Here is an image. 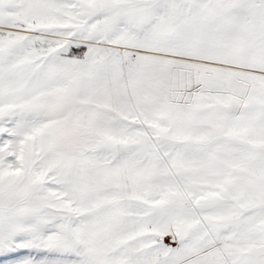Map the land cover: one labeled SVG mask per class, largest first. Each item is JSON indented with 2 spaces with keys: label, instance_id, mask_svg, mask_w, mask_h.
<instances>
[{
  "label": "snow or ice",
  "instance_id": "6c2138e0",
  "mask_svg": "<svg viewBox=\"0 0 264 264\" xmlns=\"http://www.w3.org/2000/svg\"><path fill=\"white\" fill-rule=\"evenodd\" d=\"M0 264H264V0H0Z\"/></svg>",
  "mask_w": 264,
  "mask_h": 264
}]
</instances>
